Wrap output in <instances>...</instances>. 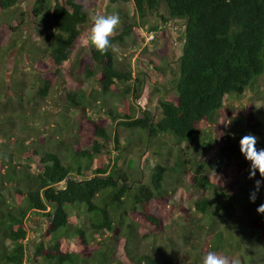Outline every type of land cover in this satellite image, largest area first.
Returning <instances> with one entry per match:
<instances>
[{
	"label": "trees",
	"instance_id": "1",
	"mask_svg": "<svg viewBox=\"0 0 264 264\" xmlns=\"http://www.w3.org/2000/svg\"><path fill=\"white\" fill-rule=\"evenodd\" d=\"M80 1H34L33 15L38 19L48 15L49 26L54 30L48 54L50 67H58L68 59L87 22V13ZM109 1H131L140 20L147 12L164 5L166 20L179 19L185 26L183 44L176 56L178 75L174 79V95L158 100L159 111L155 116L146 110L139 117L126 112L116 115L121 118L117 126L140 132L141 152L151 139L161 134L173 136L178 145L195 143L200 135L201 143L197 147L213 151L217 161L197 162L195 156V159L177 158L174 168L157 163L151 169L149 184H140L138 180L133 186V175L118 166V158L111 165L100 163L103 141L110 138L104 116L94 118L91 113L74 125L83 138L91 141L89 144L84 140L90 146L75 145L79 141L73 136L71 144L60 142L63 147L58 146L56 150H45L34 143L25 145V139L15 136L11 127L0 124V264H102L110 250L109 244L86 254L70 249L69 240L76 237L77 243L86 246L88 235L94 239L95 234L104 240L107 234L111 239V234L117 235L124 225L126 217L131 222L125 225L121 240L127 262L119 264H158L155 256L138 253L137 247L129 246L133 220L139 217L152 230L170 224L152 212V202L159 198L167 201L164 184L168 171L176 172L180 168L190 185L187 190L173 189L172 193L184 195L198 216L194 222L181 227L183 244L188 245L184 253L195 250L204 255L209 251L226 256L236 254L241 264H264V215L256 212L257 206L264 203V185L255 203H251L249 194L254 180L248 179L249 163L244 159L247 167L243 175L239 165H228L224 170L219 166L221 158L228 156L226 148L238 149L241 138L231 137L225 129V121L231 114L228 97L239 99L250 92L264 100V0ZM17 3L18 0H0V11L9 13ZM162 19L166 22L164 16ZM24 23V13L20 12L15 28L21 29ZM133 26L124 22L122 30L110 38L114 49L124 44ZM9 27L12 29V24ZM14 42L9 48L15 46ZM45 46L43 50L47 51ZM88 51L93 65L86 66L85 76H96L102 92L132 80L129 63L116 60L115 51L110 49L101 54L94 47H88ZM155 69L159 72L156 81L160 83L165 71L157 65ZM136 82L132 89L137 96L139 79ZM49 86L50 79L43 78L38 92L45 96ZM129 90L127 87L125 91ZM87 96L84 91L65 92V109L74 110L75 115L84 113L91 103ZM6 103L0 107L2 112L12 106ZM103 111L115 118L111 109ZM247 120L244 133L256 135L259 138L256 147L264 148V121L250 116ZM215 122L217 131L208 132L209 124ZM114 138L117 142V135ZM187 162L189 166L183 167ZM212 167L213 173L208 170ZM90 169V175L86 176ZM256 179H260L258 173ZM209 189H220L219 196L210 197ZM234 206H242L243 214H237ZM180 208H183L182 217L186 218V208L183 205ZM71 212L84 214L83 227L72 225ZM30 216L37 217L44 225L36 229L28 223ZM201 217L205 222L200 221ZM31 230L37 231V239L33 241L29 240ZM174 246L176 243L172 242L171 247ZM162 264L169 263L164 259Z\"/></svg>",
	"mask_w": 264,
	"mask_h": 264
},
{
	"label": "rangeland",
	"instance_id": "2",
	"mask_svg": "<svg viewBox=\"0 0 264 264\" xmlns=\"http://www.w3.org/2000/svg\"><path fill=\"white\" fill-rule=\"evenodd\" d=\"M34 1L18 0L9 13L0 11V107L5 102L12 104L4 112L0 110L2 126L11 127L13 134L25 139L24 143L28 146L34 143L35 146L45 150H56L58 146L63 147L60 142L71 144L74 136L79 141L75 145L88 147L90 145L85 144L84 140L89 144L91 141L83 138L74 125L91 113H94V118L104 116L107 118L106 127L110 138L108 141H103L105 146L101 149L100 163L103 166L111 165L118 158V166L124 169L127 174L133 175L135 182L132 185H137L136 181L138 180H140V184H149L151 169L157 163L174 168L177 158L192 157L195 159V156L197 162L217 161V154L215 155L213 151L206 150L201 146L197 147L201 143L200 135L195 143L178 145L173 136L163 137L161 134L151 139L150 144L144 146L145 149L141 152L142 147L138 144L140 132L136 129L131 130L117 126L121 118L116 115L126 112L133 117H139L146 110L155 116L159 111L158 100L174 95V79L178 75L176 56L180 54L179 50L183 44L184 21L166 20L168 15L164 5H160L156 11L147 12L145 18L140 20L131 1L111 3L109 0H82L80 3L87 13V22L81 28L68 59L53 68L48 62V54L51 53L53 38L51 34L54 30L49 26L48 15L42 19L33 15ZM101 7L106 14H119L120 24L115 34L122 30L124 22L134 24L133 31L130 36L125 38L124 44L115 47L116 60L122 64L129 63L132 80L123 86L122 84L117 85L106 93L101 91L96 76L91 78L85 76L86 66L93 64L88 47H82L79 43L80 38L91 26L97 10ZM20 12L24 13L25 23L21 25V29H17L15 26ZM162 16L165 17L166 22L163 21ZM11 24L12 29L9 27ZM153 31L155 32L153 39L147 41L145 36ZM13 41H15V46L9 48ZM44 46L48 52L43 50ZM155 65L165 71L160 83L156 81L159 72L155 69ZM43 78L50 79V86L45 96L38 92ZM136 79H139L140 84L137 96L132 89L134 83H137ZM127 87H130L129 91H125ZM155 87L160 90H156ZM69 91H84L88 95L87 99H90L91 103L86 106L84 113L75 115L74 110L67 111L65 109L64 95ZM248 94L242 95L239 99L236 97L227 99L228 105L231 106V114L225 121V129L235 139L248 134L244 133L248 124L247 116L264 121V100L261 99L262 97L258 99L252 94L249 97ZM245 100L248 107H246ZM106 109H111L115 118L106 116L103 111ZM66 120H68L67 124ZM217 126V122L210 123L207 131L215 133ZM262 130H264V126ZM87 135L90 136L88 129ZM115 135L118 138L117 142L114 138ZM226 152L228 156L221 158L220 168L224 170L228 165L236 164L239 165L240 173L243 175L247 164L244 165V157L240 154L239 147L235 150L226 148ZM14 159L18 160L17 157ZM185 166H189V163H185L183 167ZM208 170L211 173L215 172L213 167ZM90 173L91 169L87 170L86 176ZM189 185L190 181L181 168L176 172L168 171L167 182L164 184L168 195L166 196L167 201L158 197V200L152 202V212L158 215L163 222L167 221L170 224L152 230L151 226L146 225L139 217H135L132 237L128 242L131 248L134 246L137 247L138 253L155 256L159 261L158 264H162L164 259L169 264H202L204 254H199L195 250L184 253L188 245H184L181 238V235L184 234L181 229L182 225L187 226L198 219V216L192 211V203L186 200L184 195H176L177 191L175 194L172 193L173 189L187 190ZM218 192L220 193V189L217 191L209 189L207 194L210 197L213 195L215 198L219 196ZM180 205L186 208V218L182 217L183 208H180ZM234 209L237 214L244 212L242 206H234ZM69 219L72 225L81 227L86 222L83 213L78 215V213L71 212ZM200 221L205 222L203 217L200 218ZM128 222L131 220L126 217L124 225L120 227L117 235L111 234V239L107 234H105L104 240H100L95 234L94 239L88 235L89 243L86 246L77 243L74 239L76 237H74L69 240L70 249L92 254L107 243L110 250L105 254L107 258L102 264L127 262L121 237H123L125 225ZM28 223L36 229L44 225L37 217L31 216ZM85 227L87 228L88 225ZM35 239H37V231L31 230L29 240ZM79 242L81 241L79 240ZM172 242L176 243L173 248L171 247ZM228 256L236 257L237 255Z\"/></svg>",
	"mask_w": 264,
	"mask_h": 264
},
{
	"label": "clouds",
	"instance_id": "3",
	"mask_svg": "<svg viewBox=\"0 0 264 264\" xmlns=\"http://www.w3.org/2000/svg\"><path fill=\"white\" fill-rule=\"evenodd\" d=\"M119 24L120 17L118 13L106 14L101 7L93 17L91 26L80 38V45L82 47H94L101 54L107 53L110 49L115 51L116 49L113 48L110 38L115 34ZM153 34L155 35L154 31ZM248 95L250 97L251 93L249 92ZM245 103L247 105L246 100ZM258 139L256 135L248 133L239 140L240 154L249 163L248 179L254 180L253 191L249 194L251 203H255L257 194L260 192L261 186L264 185V148L256 147ZM257 173L260 179H256ZM256 212L264 215V203L257 206ZM202 264H241V260L235 256L229 257L209 251L203 255Z\"/></svg>",
	"mask_w": 264,
	"mask_h": 264
},
{
	"label": "built area",
	"instance_id": "4",
	"mask_svg": "<svg viewBox=\"0 0 264 264\" xmlns=\"http://www.w3.org/2000/svg\"><path fill=\"white\" fill-rule=\"evenodd\" d=\"M153 36H154L153 32L148 34V35H146V40L149 41L150 39L153 38Z\"/></svg>",
	"mask_w": 264,
	"mask_h": 264
},
{
	"label": "water",
	"instance_id": "5",
	"mask_svg": "<svg viewBox=\"0 0 264 264\" xmlns=\"http://www.w3.org/2000/svg\"><path fill=\"white\" fill-rule=\"evenodd\" d=\"M52 14V13H51Z\"/></svg>",
	"mask_w": 264,
	"mask_h": 264
}]
</instances>
